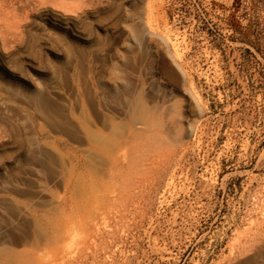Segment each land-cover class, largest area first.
<instances>
[{
    "label": "rangeland",
    "instance_id": "obj_1",
    "mask_svg": "<svg viewBox=\"0 0 264 264\" xmlns=\"http://www.w3.org/2000/svg\"><path fill=\"white\" fill-rule=\"evenodd\" d=\"M0 264H264V0H0Z\"/></svg>",
    "mask_w": 264,
    "mask_h": 264
},
{
    "label": "bare ground",
    "instance_id": "obj_2",
    "mask_svg": "<svg viewBox=\"0 0 264 264\" xmlns=\"http://www.w3.org/2000/svg\"><path fill=\"white\" fill-rule=\"evenodd\" d=\"M61 22L65 25V28L66 29H69L70 28L71 22L68 19H62ZM140 140H143L144 142H146V144H148V143H150V141H152L153 143H155L152 146L153 148H161L163 146L162 142L160 141L159 136L156 135V134H147V135L139 136V141ZM127 158H129V157H127ZM130 164H131V166H134L136 164V162L135 161H130Z\"/></svg>",
    "mask_w": 264,
    "mask_h": 264
},
{
    "label": "trees",
    "instance_id": "obj_3",
    "mask_svg": "<svg viewBox=\"0 0 264 264\" xmlns=\"http://www.w3.org/2000/svg\"><path fill=\"white\" fill-rule=\"evenodd\" d=\"M229 24L235 29V31H241L240 26H238V23L234 18L231 17V19L229 20Z\"/></svg>",
    "mask_w": 264,
    "mask_h": 264
}]
</instances>
